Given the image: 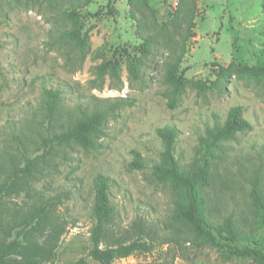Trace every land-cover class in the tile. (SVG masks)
Masks as SVG:
<instances>
[{"label": "rangeland", "instance_id": "1", "mask_svg": "<svg viewBox=\"0 0 264 264\" xmlns=\"http://www.w3.org/2000/svg\"><path fill=\"white\" fill-rule=\"evenodd\" d=\"M45 89L61 93L55 121ZM236 106L253 129L208 158V212L263 241L251 194L257 183L264 195V0H0V186L33 161L0 200V242H24L23 232L52 241L53 231L26 225L52 204L57 263L101 264L89 254L95 180L104 175L114 208L105 244L146 236L151 246L115 264H258L189 242L193 232L175 219L180 190L153 171L165 149L158 129L178 130L175 156L189 172L202 140ZM97 111L108 115L94 147L58 142ZM134 152L144 168L131 166Z\"/></svg>", "mask_w": 264, "mask_h": 264}, {"label": "trees", "instance_id": "2", "mask_svg": "<svg viewBox=\"0 0 264 264\" xmlns=\"http://www.w3.org/2000/svg\"><path fill=\"white\" fill-rule=\"evenodd\" d=\"M182 92V84H178L172 90L173 97L168 104L171 108L176 106V97ZM45 95L48 99L47 111L50 121H55L61 93L58 90L45 89ZM120 105V103L114 104L111 111ZM107 115L108 112L97 111L81 119L75 125L65 128V131L57 136L58 142L60 144L77 143L87 149L94 147L93 134L100 130ZM252 129V124L244 117L243 107H233L229 111L225 124L217 125L208 132V138L202 140L204 154L201 163L189 172L182 170L175 156L178 130L174 127L158 129L157 134L162 139L165 149L161 154V162L154 165L153 171L158 179L170 181L180 190V198L175 202V219L187 225L193 232L194 238L189 242L199 248L215 247L228 258H250L258 264H264V240L255 241L253 238L244 236L230 218L222 224L213 222L205 196V190L211 186L208 158L213 157L214 150L222 142L232 140L238 133ZM134 153L135 160L131 166L137 169L144 168V159L138 152ZM32 164L33 161H29L26 169L12 171L8 180L0 186V200L16 191L13 181L20 177L21 172L30 171ZM94 187L96 198L93 214L96 225L92 230V247L89 256L101 264H115L117 260L128 258L137 252H150L151 246L145 241L146 236H139L138 239L129 242L120 240L116 245L105 244L107 225L111 223L114 213L110 199L111 180L107 176L99 175ZM251 197L261 228L264 230V195L257 183L254 184ZM53 213V205L49 204L36 210L26 223L27 227L53 231L56 237L52 241L38 243L28 235L25 236L23 232L21 236L25 237L24 242H21L19 237L13 241L0 242V264H58L55 240L60 226ZM138 227L140 235H143V226L138 225ZM64 264H87V261L81 258L76 262Z\"/></svg>", "mask_w": 264, "mask_h": 264}]
</instances>
